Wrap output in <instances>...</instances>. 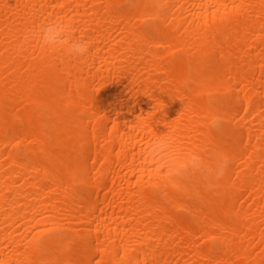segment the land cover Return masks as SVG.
Masks as SVG:
<instances>
[{
  "label": "bare ground",
  "instance_id": "6f19581e",
  "mask_svg": "<svg viewBox=\"0 0 264 264\" xmlns=\"http://www.w3.org/2000/svg\"><path fill=\"white\" fill-rule=\"evenodd\" d=\"M0 264H264V0H0Z\"/></svg>",
  "mask_w": 264,
  "mask_h": 264
},
{
  "label": "clouds",
  "instance_id": "9594fccd",
  "mask_svg": "<svg viewBox=\"0 0 264 264\" xmlns=\"http://www.w3.org/2000/svg\"><path fill=\"white\" fill-rule=\"evenodd\" d=\"M23 39L28 42H38L49 52L62 51L73 58L83 57L89 52V43L74 38L71 25L66 21L38 24L27 29ZM221 122L220 118H213L210 124L217 126ZM149 155L164 160L170 178L199 174L205 181L206 189L214 187V182L224 178L231 163V157L227 153H219L211 163H207L198 152L188 153L180 149L171 137L157 139Z\"/></svg>",
  "mask_w": 264,
  "mask_h": 264
}]
</instances>
